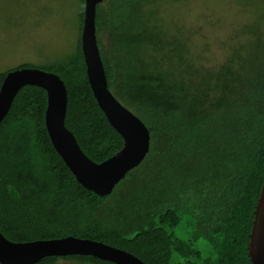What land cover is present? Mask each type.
<instances>
[{
	"label": "trees",
	"instance_id": "trees-1",
	"mask_svg": "<svg viewBox=\"0 0 264 264\" xmlns=\"http://www.w3.org/2000/svg\"><path fill=\"white\" fill-rule=\"evenodd\" d=\"M179 1V0H175ZM160 0H103L96 35L108 87L151 134L150 150L111 194L85 188L55 149L47 91L19 90L0 123V232L16 243L67 237L125 250L147 264H250L264 184V21L229 36L225 59L207 64L190 38L164 28ZM39 66L68 92L66 127L102 163L124 147L94 95L82 48ZM176 230L186 235L180 238ZM115 264L87 255L37 264Z\"/></svg>",
	"mask_w": 264,
	"mask_h": 264
},
{
	"label": "water",
	"instance_id": "water-1",
	"mask_svg": "<svg viewBox=\"0 0 264 264\" xmlns=\"http://www.w3.org/2000/svg\"><path fill=\"white\" fill-rule=\"evenodd\" d=\"M102 1L85 0L82 48L94 95L111 125L124 138L123 149L102 163L92 161L66 127L68 92L65 83L58 75L39 68H23L7 74L0 89V123L21 88L27 85L44 88L48 93L46 125L55 149L85 188L106 196L145 159L150 150L151 134L145 123L125 107L108 87L96 35V8ZM68 255L93 256L115 264H147L125 250L89 239L67 237L16 243L0 232V264H37L46 257ZM249 257L250 264H264V184L255 210Z\"/></svg>",
	"mask_w": 264,
	"mask_h": 264
},
{
	"label": "rangeland",
	"instance_id": "rangeland-1",
	"mask_svg": "<svg viewBox=\"0 0 264 264\" xmlns=\"http://www.w3.org/2000/svg\"><path fill=\"white\" fill-rule=\"evenodd\" d=\"M154 8L164 28L190 38L207 64L225 59L224 43L236 29L264 21V0H160ZM79 10V0H0V73L64 57L77 40Z\"/></svg>",
	"mask_w": 264,
	"mask_h": 264
},
{
	"label": "bare ground",
	"instance_id": "bare-ground-1",
	"mask_svg": "<svg viewBox=\"0 0 264 264\" xmlns=\"http://www.w3.org/2000/svg\"><path fill=\"white\" fill-rule=\"evenodd\" d=\"M9 83V82H8Z\"/></svg>",
	"mask_w": 264,
	"mask_h": 264
}]
</instances>
